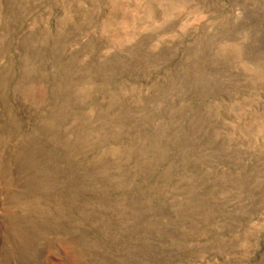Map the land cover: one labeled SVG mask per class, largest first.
<instances>
[{"label": "rangeland", "instance_id": "rangeland-1", "mask_svg": "<svg viewBox=\"0 0 264 264\" xmlns=\"http://www.w3.org/2000/svg\"><path fill=\"white\" fill-rule=\"evenodd\" d=\"M0 264H264V0H0Z\"/></svg>", "mask_w": 264, "mask_h": 264}]
</instances>
